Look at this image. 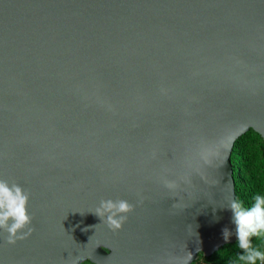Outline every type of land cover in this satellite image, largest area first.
Wrapping results in <instances>:
<instances>
[{
    "label": "water",
    "instance_id": "1",
    "mask_svg": "<svg viewBox=\"0 0 264 264\" xmlns=\"http://www.w3.org/2000/svg\"><path fill=\"white\" fill-rule=\"evenodd\" d=\"M264 140V0H0V264H191L241 236Z\"/></svg>",
    "mask_w": 264,
    "mask_h": 264
},
{
    "label": "trees",
    "instance_id": "2",
    "mask_svg": "<svg viewBox=\"0 0 264 264\" xmlns=\"http://www.w3.org/2000/svg\"><path fill=\"white\" fill-rule=\"evenodd\" d=\"M231 160L241 236L209 257L199 253L191 264H264V140L261 135L253 129L242 135L235 143Z\"/></svg>",
    "mask_w": 264,
    "mask_h": 264
},
{
    "label": "rangeland",
    "instance_id": "3",
    "mask_svg": "<svg viewBox=\"0 0 264 264\" xmlns=\"http://www.w3.org/2000/svg\"><path fill=\"white\" fill-rule=\"evenodd\" d=\"M202 264H211V263H208V262H202Z\"/></svg>",
    "mask_w": 264,
    "mask_h": 264
}]
</instances>
